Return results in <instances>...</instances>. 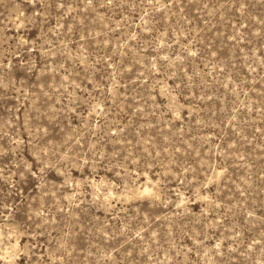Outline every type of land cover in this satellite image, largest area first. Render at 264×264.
Segmentation results:
<instances>
[{
  "label": "rangeland",
  "instance_id": "1",
  "mask_svg": "<svg viewBox=\"0 0 264 264\" xmlns=\"http://www.w3.org/2000/svg\"><path fill=\"white\" fill-rule=\"evenodd\" d=\"M0 264H264V0H0Z\"/></svg>",
  "mask_w": 264,
  "mask_h": 264
}]
</instances>
